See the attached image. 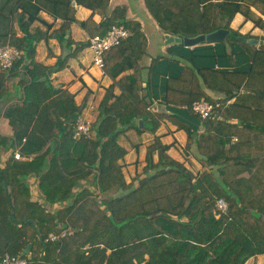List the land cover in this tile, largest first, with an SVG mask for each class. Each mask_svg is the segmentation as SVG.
<instances>
[{
    "label": "trees",
    "instance_id": "1",
    "mask_svg": "<svg viewBox=\"0 0 264 264\" xmlns=\"http://www.w3.org/2000/svg\"><path fill=\"white\" fill-rule=\"evenodd\" d=\"M144 1L166 33L195 37L229 30L227 44H176L187 62L165 80L160 104L154 103L152 83L158 62L148 68L141 65L147 38L139 22L126 18L124 7L109 12L110 0H0V47L9 44L22 52L11 68L0 67V91L14 76H21L23 86L22 97L3 113L13 134L0 130V146L12 150L0 165V261L10 254L27 258L30 264H245L264 253L263 198L253 187L260 180L255 174L237 177L250 174L257 163L250 158L256 148L248 133L254 131L244 114L264 118V44L257 47L240 40L258 37L231 27L241 13L264 30V0ZM77 5L90 8L91 16L79 20ZM41 11L62 19L61 26L51 33L32 31ZM95 12L103 15L100 22L94 20ZM74 23L89 40L72 37ZM117 24H124L130 35L104 53L103 69L113 83L99 105L93 135L77 139L80 106L68 89H53L48 74L53 66L36 61L37 43L56 38L69 50L64 59L58 58L59 70L89 47L92 38ZM235 43L243 49L236 50ZM238 54L248 55L246 68L203 62L228 57L236 65ZM116 86L121 90L118 95ZM201 99L213 104L202 132L179 119L177 112L160 107H178L199 120L192 105ZM231 99L234 102L228 105ZM166 119L186 131L185 148L195 153L204 169L195 174L170 156V145L156 135L147 147L145 176L138 174L128 182L119 162L127 150L118 143L119 136L131 129L156 134ZM235 134L239 141L233 144ZM16 149L32 158L16 159ZM32 175L38 177L46 203L67 204L52 211L33 200L28 179ZM90 178L98 194L87 187L74 190ZM219 199L226 201L225 211L218 207ZM66 228L73 232L56 241L47 239L50 232ZM29 244L30 252L24 253Z\"/></svg>",
    "mask_w": 264,
    "mask_h": 264
},
{
    "label": "crops",
    "instance_id": "2",
    "mask_svg": "<svg viewBox=\"0 0 264 264\" xmlns=\"http://www.w3.org/2000/svg\"><path fill=\"white\" fill-rule=\"evenodd\" d=\"M108 11L111 12L115 7L120 6L125 8L126 18L129 20H134L140 23L141 29L147 38V52L140 59V63L145 68H148L151 64L158 62L154 73H152V83L153 92L155 94V104H160L163 98V85L165 80L170 75L178 74L181 65L187 62V59L182 57L183 51L176 44H166L167 34L158 25L156 19L149 12L145 5L144 0H110ZM92 10L83 5L76 6V17L79 20H86L91 16ZM40 20L33 23L31 30L34 31L36 28H40L42 31H48L51 33L53 30L59 28L62 24V19L54 18L46 11L40 12ZM103 19L101 13H94V20L100 22ZM45 20L51 25L48 29V25L43 23ZM231 27L238 30L242 34H251L258 38H254L258 41L256 45L259 47L264 44V30L258 26H255L254 22L247 19L243 14L237 13L231 22ZM72 37L76 41H87L90 39L89 34L77 23L72 25ZM213 43V42H212ZM236 50L243 49L240 48L238 44H233ZM231 50L230 48H228ZM65 51L69 55V50L63 48L61 43L56 38H50L49 40L42 39L37 43L36 48V61L47 65L53 66L50 68L52 73L50 76V84L53 89L63 90L68 89L74 94L75 102L80 106V117L88 119L94 124L99 117V105L105 96L107 88L113 83L112 78L104 72V69L94 64V53L89 47L81 50L77 56L68 59V64L65 68L56 70L55 65L58 58L61 56L63 58ZM182 53V54H181ZM65 56V57H66ZM237 59L236 65H233L230 58L228 57H218L214 59L203 60L205 63L215 64L216 67H223L232 69L235 66L238 68H246L249 63L248 55L238 54L235 55ZM173 61H177V65L173 64ZM49 69V70H50ZM147 69L145 70V73ZM21 76L10 77L7 79V87L0 91V130L4 134H13L12 127L8 119L3 115L5 107L12 101H17L23 95V86L19 82ZM147 83L144 82V86ZM121 90L118 86L115 87L114 93L120 94ZM215 99L218 95L214 94L212 91H208ZM234 102L231 99L228 102ZM162 109L170 114L177 112L178 118L189 122L192 126L196 127L198 132L204 130V120L197 119L192 115L186 114L184 109L178 107H164L160 106ZM185 108V107H183ZM181 111H178L180 110ZM249 115V116H248ZM252 125V129L255 132L248 133L252 136V145L256 148L250 155V158H256L257 163L251 168V173L244 172L240 176L250 177L255 174L256 180H260V184L254 181V192L259 193L263 198L260 199V208L264 209V118H260V114L250 116V114H244ZM247 119L245 120L247 123ZM236 121V119H233ZM242 122L239 123V128L242 127ZM160 136L164 144L170 145L168 154L174 159L182 162L187 168L193 171L195 174L199 173L204 169L202 163L195 156L193 151H187L185 146L187 143V133L184 129L178 128V125L170 120H165L162 125L157 130L156 134L151 132L139 133L136 129H131L126 134H122L118 138V143L123 146L127 153L123 159L119 162L123 165V172L125 178L130 182L136 175H144V169L148 166L146 161L147 147L152 143L154 137ZM239 141V135H233L231 143ZM19 150L16 149L15 152ZM12 150H6L4 147L0 146V165L4 166L7 158L11 155ZM28 157L26 159H31ZM155 161L158 160V155L154 156ZM215 169L214 166L210 167ZM92 177V176H91ZM29 183L31 186L32 199L42 202L47 206L49 210L55 211L67 203H46L45 199L38 188V177L32 175L29 178ZM92 178L88 180H82L79 185L75 187V191H79L84 187L91 189L93 192L98 194V191L92 186ZM245 264H264V253H260L256 256L251 257Z\"/></svg>",
    "mask_w": 264,
    "mask_h": 264
},
{
    "label": "built area",
    "instance_id": "3",
    "mask_svg": "<svg viewBox=\"0 0 264 264\" xmlns=\"http://www.w3.org/2000/svg\"><path fill=\"white\" fill-rule=\"evenodd\" d=\"M130 35L129 29L124 24L114 25L107 34L97 35L91 39L90 48L94 53V64L99 67H104V53L111 49L113 46L121 43L122 40L128 38ZM22 52L13 45H6L0 47V67L2 69H9L14 62L19 59ZM192 110L199 114L201 118L208 119L213 114V104L205 99L195 101L192 105ZM94 133L93 124L90 120L79 116L74 137L80 139L81 137H90ZM16 159H26L27 156L23 155L20 150L15 152ZM218 207L225 211L227 203L224 199H219ZM73 232L71 228H66L60 232L52 231L48 234V240L56 241L62 237L70 235ZM0 264H30L27 258L18 255L6 254L0 261Z\"/></svg>",
    "mask_w": 264,
    "mask_h": 264
},
{
    "label": "water",
    "instance_id": "4",
    "mask_svg": "<svg viewBox=\"0 0 264 264\" xmlns=\"http://www.w3.org/2000/svg\"><path fill=\"white\" fill-rule=\"evenodd\" d=\"M229 34V30L225 28H220L216 31L207 33V34H200L195 37H180L174 34L167 33L165 35L166 37V44H172V43H178V44H184L186 47H194L200 43L203 42H217V41H223L226 44L228 43L227 36ZM240 40L246 41L250 44H257L258 41L254 38H245V37H239ZM67 54V51H65L63 59L65 58ZM27 60L25 61L24 65L22 68L24 69L27 64ZM48 73L51 74L52 70H48ZM140 124L142 125V121H140ZM32 247V244H29L27 248L25 249L24 253H29L30 249Z\"/></svg>",
    "mask_w": 264,
    "mask_h": 264
}]
</instances>
